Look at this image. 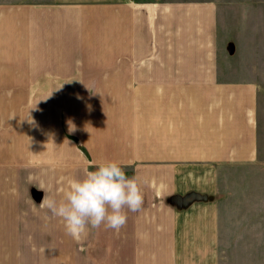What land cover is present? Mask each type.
Here are the masks:
<instances>
[{
  "label": "crops",
  "instance_id": "obj_1",
  "mask_svg": "<svg viewBox=\"0 0 264 264\" xmlns=\"http://www.w3.org/2000/svg\"><path fill=\"white\" fill-rule=\"evenodd\" d=\"M106 160L143 204L77 241ZM0 264H264V0H0Z\"/></svg>",
  "mask_w": 264,
  "mask_h": 264
},
{
  "label": "clouds",
  "instance_id": "obj_2",
  "mask_svg": "<svg viewBox=\"0 0 264 264\" xmlns=\"http://www.w3.org/2000/svg\"><path fill=\"white\" fill-rule=\"evenodd\" d=\"M28 122L36 123L32 117ZM69 131H74V127ZM40 203L53 216L61 218L67 234L79 241L89 226L98 228L104 224L119 231L127 221L125 210L138 211L143 195L135 176L129 178L124 166L106 160L98 162L94 170L86 171L83 178L69 181L64 199L59 203L47 197Z\"/></svg>",
  "mask_w": 264,
  "mask_h": 264
}]
</instances>
